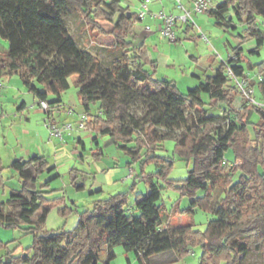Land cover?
I'll use <instances>...</instances> for the list:
<instances>
[{
	"label": "trees",
	"instance_id": "obj_1",
	"mask_svg": "<svg viewBox=\"0 0 264 264\" xmlns=\"http://www.w3.org/2000/svg\"><path fill=\"white\" fill-rule=\"evenodd\" d=\"M74 14L92 33L113 36L107 65L96 56L87 70L82 69L78 59L82 51L69 28ZM208 14L218 26L236 28L237 21L246 23L249 35L257 37L258 45L263 43L259 18H264V0H220ZM101 20L113 23L112 30L100 25ZM138 21V14L122 7L119 0H0V37L8 43L0 63L5 65L4 74H18L34 93L39 92L38 85L48 92L55 86L61 96L70 87V78L77 76L87 127L122 142L120 147L134 156L145 146L144 136L153 143L150 152L157 142L175 139L177 152L193 161L187 179L170 180L191 198L181 212L194 214L201 208L216 218L205 231L194 230L195 224L190 223L183 236L172 237L174 212L167 213L160 203L161 187L151 182L150 191L138 196L134 211H128L127 194L120 192L97 201L72 231L43 232L52 207L46 205L49 183L39 187L38 179L55 167L45 156L35 155L13 162L21 185L12 190L9 201L0 202V222L28 225L35 241L20 256L14 253L16 246L5 260L0 259L1 264H98L104 249L106 264H111L119 245L131 246L139 264H155L163 256L170 258L157 263H175L192 246L204 249L200 264H238L249 255L264 260V172L260 169L264 165V106L252 105L260 116L253 144L243 112L249 106L247 101L235 105L240 92L229 84L228 75L230 68L237 78L248 79L250 87L258 84L264 96V63L259 64L261 80L247 78L243 49L237 48L230 63L222 62L214 75L183 93L175 81L156 77L157 64L146 43L131 39ZM134 105L143 108L139 116L127 110ZM219 107L223 118L232 121L233 130L226 139L210 119L211 111ZM132 141L138 147H128L126 143ZM230 149L234 162L226 160Z\"/></svg>",
	"mask_w": 264,
	"mask_h": 264
},
{
	"label": "rangeland",
	"instance_id": "obj_2",
	"mask_svg": "<svg viewBox=\"0 0 264 264\" xmlns=\"http://www.w3.org/2000/svg\"><path fill=\"white\" fill-rule=\"evenodd\" d=\"M141 1L119 0L120 5L128 8L132 13L140 11ZM218 2L220 0H213V5L216 6ZM161 4H164V10L167 13L173 12L177 16L183 14V11L177 8L171 0H163ZM194 18L200 29L193 28L189 33H186L184 31L185 26L182 27L181 22H179L175 28L176 42L170 41L161 34L159 24L154 18L146 16L136 23L135 33L131 39L137 44L143 41L146 43L150 57L157 64L156 77L175 81L179 90L186 93L208 76L214 75L222 62L230 63L235 57L236 49L242 48L244 56L242 64L247 69V78L256 82L261 80L258 72L259 64L264 63V41L258 45L257 37L249 35L246 23L237 21L236 28L218 26L208 12L196 14ZM259 23V28L264 32V18H259ZM99 24L105 26L107 30L113 28V23L106 20H101ZM147 25L150 26V31L145 29ZM69 28L82 51L79 56L82 69L87 70L92 59L96 56L104 65H107L110 59L107 47H111L109 39L98 38L102 34L92 33L86 22L75 14L70 18ZM7 50V41L0 37V53L4 54ZM249 62L254 68H250ZM225 68L227 70L226 66ZM229 84L236 86L235 79H230ZM253 88L257 102L264 104V96L260 92L258 84ZM71 94H74L75 99L79 96V89L75 82H71L70 87L64 93L66 104L72 103ZM43 95H46L48 103L52 106L56 96L45 93ZM203 98L209 102L206 94L203 95ZM235 99L238 106L247 101L248 109H251L250 111L243 110V112L245 113V120L250 122L248 131L253 140L251 142L255 144V126L259 123L260 116L254 110L255 107L252 106L254 104H250L240 93ZM72 106L75 110L73 114L70 112L63 114V119L67 120L65 124L74 125L72 130L64 132L61 140L64 154L59 155L56 159L50 158L52 165H55V161H57L56 169L51 172H43L38 179L39 187L49 183V192L45 194V197L49 200L46 205L52 207L43 226V232L72 231L78 227L79 220L84 213L93 211L97 201L108 199L120 192L127 194L128 211H134L138 196L150 191L151 182L161 187L160 203L166 207L167 213L171 215L175 208L176 211L171 218L174 223H194V230H206L208 222L215 219L216 215L201 208L196 209L194 214L182 213V209L189 207L191 198L184 195L178 187L170 184V180L187 179L189 171L193 167L192 160H187L177 152L175 139L168 138L157 142L153 151L150 152L149 149L153 147V143L144 136L145 146L138 149L137 156H134L120 147L122 142L118 143L111 136L100 135L89 128H78L81 114L85 113L81 99ZM142 109V106L134 105L127 110L139 116ZM93 111L95 112V107H93ZM223 116L222 107L214 109L210 113V119L216 121L217 127L222 129V138L226 139L232 132L233 126L232 121L224 119ZM8 122L7 118L0 120V155L4 159L3 165L5 166L0 172V202L9 201L11 189L20 186L19 171L10 168L11 171L7 167L9 153L3 148L5 137L10 140L11 146L15 145L14 130H11L9 127L11 122ZM94 137L97 139H93ZM126 144L128 147H138L136 141ZM67 156H71L69 160H66ZM226 160L235 161V154L232 149L227 151ZM260 169L264 172V165L261 164ZM174 183L180 185L179 181ZM214 206H218L217 201ZM180 227L172 231V235H178L177 231L182 229V226ZM34 241V233L28 225L11 226L0 222V259L5 260L9 251L16 246L18 248L14 252L15 255H23L22 253L26 251V248L33 246ZM203 253L204 249L201 246H192L186 256L172 264H200ZM100 258L99 264H105L103 251L100 253ZM115 263L126 264V257L118 255ZM238 264H264V260L256 255H249Z\"/></svg>",
	"mask_w": 264,
	"mask_h": 264
},
{
	"label": "crops",
	"instance_id": "obj_3",
	"mask_svg": "<svg viewBox=\"0 0 264 264\" xmlns=\"http://www.w3.org/2000/svg\"><path fill=\"white\" fill-rule=\"evenodd\" d=\"M151 6L154 12L164 8V4H161L157 1L152 3ZM148 16L153 18L151 14H149ZM181 25L182 27L185 26L184 31L186 33H189L191 29H193V27L190 26L189 24L181 23ZM107 31H111V30H107ZM98 38L100 39L107 38L110 41V45L112 46L113 44L114 38L112 35L102 34L99 35ZM0 71H1L0 72L1 79L3 82V87L0 89V120H2L3 118H7V120L9 121L8 123L11 122L9 127L11 128V130H14L13 135L15 138L14 146L10 145L9 139H6V137L4 138L5 143L3 148L7 151V153H9L10 156V157L8 156L9 163L7 167L9 169L10 168L16 169L15 167L12 166L14 161H18L22 159L26 160L32 156L38 155V156H45L49 160L50 165L54 166L56 169L57 161H55V165H52L50 162V158L56 159V157H58L59 155L64 154V151L62 150L63 149L61 142L62 139L55 138L56 136L52 135L50 129L45 125L47 113L44 110L42 111V108L40 107V103L42 101H46L48 103V100L46 98V95H43V93L50 96L53 95L56 96L53 105L51 106L49 103L48 105L50 106V116L52 120L55 123H57L59 126H63L65 124V121H67L65 118L63 119L64 112H67L69 114L71 110H74L72 105H76L78 103L80 96H77V99H75L74 94H71L70 100L72 103L66 104L64 98V93H66V91L63 92L62 95L60 96L58 95L55 86H51V91L48 92L43 85H38L39 92L34 93L27 88V86L23 83L21 77L18 74L11 76L4 74L5 73L4 63H0ZM76 80H77V76H72L70 78V85L71 82H75ZM234 103L237 107H240L237 105L236 102ZM248 110L250 111L251 109ZM56 112H58L57 115H55ZM93 139L96 138L94 137ZM70 157L71 156L69 157L67 156L66 160H69ZM3 164H4V159L0 155V168L1 167L5 168ZM19 184L21 185V181ZM19 187L12 188L11 190L18 189ZM175 211L176 210L174 208L172 212ZM170 224L171 225L169 231L171 235H172L171 233L172 231L176 230L177 228H181L180 226H182V229L177 231L179 233L178 235L175 236L172 235V237L174 238L181 237L187 232L186 225L188 224H180L176 222L174 223L172 220L170 221ZM103 252H104V263L106 264V250L104 249ZM115 253L116 256L111 261V264H114L115 259L118 257V255H122L123 257L124 256L126 257V264H139L136 255L133 251V248L129 245H119V252H118V246H116ZM163 258L164 260H167L170 257L165 258V256H163ZM163 258H161L158 261L155 260L156 261L155 264H160L157 262H161ZM100 259L101 258L99 255V261Z\"/></svg>",
	"mask_w": 264,
	"mask_h": 264
},
{
	"label": "built area",
	"instance_id": "obj_4",
	"mask_svg": "<svg viewBox=\"0 0 264 264\" xmlns=\"http://www.w3.org/2000/svg\"><path fill=\"white\" fill-rule=\"evenodd\" d=\"M155 1L162 3L163 0H142L141 9L139 12H137V14L140 20H143L146 18V16L151 14L158 22L159 31L161 34L172 42L177 41L175 28L179 22L189 24L193 28L200 29V26L195 21L194 15L207 13L214 7L213 0H171L177 8L183 11L182 15L177 16L173 12H165L164 8L156 12L152 11L151 4ZM145 29L147 31L151 30L150 26L148 25L145 27ZM228 75L231 77V79H235L236 87L239 89L241 95L244 96L250 104L253 103L259 106H264V104H259L255 99L254 88L249 86V81L246 78H237L230 68H228ZM260 79H262V77ZM2 87L3 82L0 75V89ZM40 107L47 113L45 124L50 129L52 135L58 137L59 139H63L64 132L74 128V125L71 123L64 124L63 126H59L57 123H55L50 116V106L46 101H42L40 103ZM70 112L73 114L74 110H71ZM87 120V114H81L80 123L77 127L81 129H87Z\"/></svg>",
	"mask_w": 264,
	"mask_h": 264
}]
</instances>
